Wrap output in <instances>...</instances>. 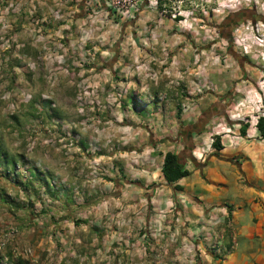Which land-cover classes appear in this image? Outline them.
Instances as JSON below:
<instances>
[{
    "label": "rangeland",
    "instance_id": "obj_1",
    "mask_svg": "<svg viewBox=\"0 0 264 264\" xmlns=\"http://www.w3.org/2000/svg\"><path fill=\"white\" fill-rule=\"evenodd\" d=\"M29 2H0V260L11 251L24 264H195L176 232L159 246L162 214L143 227L157 213L144 199L156 187L149 141L171 129L159 114L181 123L214 99L210 131L264 107V0H143L135 27L126 22L140 8L71 25L63 7L37 21ZM251 6L262 19L241 17L223 37L224 16ZM82 44L90 59L79 66ZM119 231L150 232V245L128 251Z\"/></svg>",
    "mask_w": 264,
    "mask_h": 264
},
{
    "label": "crops",
    "instance_id": "obj_2",
    "mask_svg": "<svg viewBox=\"0 0 264 264\" xmlns=\"http://www.w3.org/2000/svg\"><path fill=\"white\" fill-rule=\"evenodd\" d=\"M70 2L68 5L60 4V0H30L29 12H35L37 21H45L47 17L56 19L55 12H60L63 7L67 17L64 23L70 22L71 25L94 21L97 17L91 18L94 13L107 19L109 10L105 0ZM146 8L142 4L136 14L140 16L126 23L134 27L143 25L140 17ZM64 25L68 28L67 24ZM31 27L34 28L33 25ZM41 28L50 31L47 24ZM41 28L37 27V31ZM131 43L136 44L135 34ZM214 103V99L208 104L201 102L197 111L192 108L179 114L181 123L175 119L173 111L170 116L159 114L156 118L165 125L170 124L171 129L163 128L153 137L154 141H149V162L145 168L148 179L156 187L153 195L144 199L157 213H144L143 227L153 220V216L156 218L162 214L163 223L157 238L159 246L169 233L176 232L180 248L187 246L195 252L200 264H264V137L249 119L243 122L248 124L245 135L239 132L240 121L232 120L215 124L210 131H205L221 116V113L213 112ZM147 107L151 109L152 105ZM147 120L152 122L154 117ZM178 126H181V131L173 132ZM216 136L220 138L221 149H215L212 143L208 149L204 148L205 142L209 144L210 138ZM168 151L177 154L183 168L188 170L187 175L173 184L166 183L160 170L163 156ZM155 153H159L156 165ZM175 185H179L181 190H176ZM211 219L217 220L215 226L210 224ZM150 235L145 231L132 234L119 231L114 237L120 247L129 251L150 245ZM212 252L222 255V258L214 257Z\"/></svg>",
    "mask_w": 264,
    "mask_h": 264
},
{
    "label": "trees",
    "instance_id": "obj_3",
    "mask_svg": "<svg viewBox=\"0 0 264 264\" xmlns=\"http://www.w3.org/2000/svg\"><path fill=\"white\" fill-rule=\"evenodd\" d=\"M156 1L158 5H161L168 0H156ZM177 19H180V18H177ZM256 126L260 132V135L264 137V117L260 116L258 118ZM247 127H248L247 123H243V122L239 123V132L241 135L246 134ZM212 146L215 147V149L217 150L221 149L222 146L220 144V138L218 136H216L213 139ZM160 170L167 184L176 183L180 178L188 174V170L183 168V165L180 162L177 154H175L174 152H170V151L164 154L163 162H162V166ZM174 188L176 190H181V187L179 185H175ZM4 255L5 257L2 258V260H0V264H24L25 262L22 258L16 257L11 251L6 252V254ZM213 255L216 258H220V255L217 253H213ZM200 263L201 262L199 260V257L197 256L195 264H200Z\"/></svg>",
    "mask_w": 264,
    "mask_h": 264
},
{
    "label": "built area",
    "instance_id": "obj_4",
    "mask_svg": "<svg viewBox=\"0 0 264 264\" xmlns=\"http://www.w3.org/2000/svg\"><path fill=\"white\" fill-rule=\"evenodd\" d=\"M70 1L71 0H60V4H66ZM154 1L157 2L156 0H154ZM142 3H143V0H105V4L108 8L113 9L114 12L119 13V14L120 13L121 14H127L129 16V18L133 17V14L138 10V8H140V6H142ZM55 14H56L55 15L56 18H58L60 16L59 10H58V12H55ZM85 39H87V38L85 37ZM43 49H45V46ZM78 49L81 51L78 65L84 66L85 64H87L89 62L90 54L88 53L87 50H85V44H82L81 47L79 46ZM260 116L264 117V107H262L256 115L251 116L250 122L253 125H256L257 120ZM212 142H213V139L210 138V142L207 146V149L210 147ZM201 156L202 155H199V157H201ZM209 222L212 226H215L217 223V220L211 219ZM217 244H218V242H217ZM212 247H216V246L212 245ZM221 254H223V252H221Z\"/></svg>",
    "mask_w": 264,
    "mask_h": 264
},
{
    "label": "flooded vegetation",
    "instance_id": "obj_5",
    "mask_svg": "<svg viewBox=\"0 0 264 264\" xmlns=\"http://www.w3.org/2000/svg\"><path fill=\"white\" fill-rule=\"evenodd\" d=\"M246 13H244L243 10H238L236 13H227L224 18L221 20V22L218 24V29L220 30V34L223 37H226V39L229 40L231 38V34L235 28L236 25L239 24L240 18L245 17L246 20H251L254 24L262 19L261 14L257 13L254 6L249 7L246 9ZM224 28V30H223ZM231 99V96L226 97L225 101H228Z\"/></svg>",
    "mask_w": 264,
    "mask_h": 264
}]
</instances>
